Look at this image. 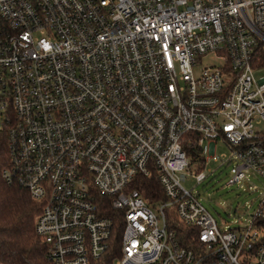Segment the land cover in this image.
Returning <instances> with one entry per match:
<instances>
[{"label": "built area", "instance_id": "obj_1", "mask_svg": "<svg viewBox=\"0 0 264 264\" xmlns=\"http://www.w3.org/2000/svg\"><path fill=\"white\" fill-rule=\"evenodd\" d=\"M0 135L54 264L102 261L119 229L113 264H264V192L220 230L183 185L223 146L230 185L264 179V0H0Z\"/></svg>", "mask_w": 264, "mask_h": 264}, {"label": "trees", "instance_id": "obj_2", "mask_svg": "<svg viewBox=\"0 0 264 264\" xmlns=\"http://www.w3.org/2000/svg\"><path fill=\"white\" fill-rule=\"evenodd\" d=\"M6 159L5 137L0 135V173L7 165ZM139 191L147 200L164 199L154 177ZM40 211L41 206L33 202L25 190L7 185L0 175V264H54L48 260L46 248L35 234V220ZM169 229L175 232L180 246L193 253L199 251L194 228L180 225L176 220L170 223ZM120 232L121 229L115 233L114 252L107 253L102 261L94 264H113L118 256Z\"/></svg>", "mask_w": 264, "mask_h": 264}, {"label": "rangeland", "instance_id": "obj_3", "mask_svg": "<svg viewBox=\"0 0 264 264\" xmlns=\"http://www.w3.org/2000/svg\"><path fill=\"white\" fill-rule=\"evenodd\" d=\"M210 60L202 61V65H210ZM225 155L227 163H210L205 171V180L197 184L195 173L187 176L183 183L199 201L202 207L214 219L218 228L232 229L242 227L251 221L264 192V179L252 172H245V179L240 183L229 184L234 176L236 162L230 160V152L225 146L217 147L215 156ZM209 169L210 172H206Z\"/></svg>", "mask_w": 264, "mask_h": 264}]
</instances>
